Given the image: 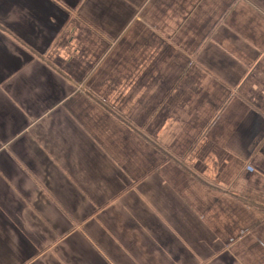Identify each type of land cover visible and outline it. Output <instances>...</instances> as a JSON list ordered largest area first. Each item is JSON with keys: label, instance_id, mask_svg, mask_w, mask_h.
<instances>
[{"label": "crops", "instance_id": "crops-1", "mask_svg": "<svg viewBox=\"0 0 264 264\" xmlns=\"http://www.w3.org/2000/svg\"><path fill=\"white\" fill-rule=\"evenodd\" d=\"M0 264H264V0H0Z\"/></svg>", "mask_w": 264, "mask_h": 264}]
</instances>
